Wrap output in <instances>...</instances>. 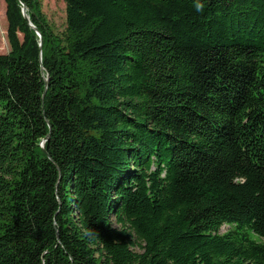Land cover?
<instances>
[{
	"label": "trees",
	"instance_id": "16d2710c",
	"mask_svg": "<svg viewBox=\"0 0 264 264\" xmlns=\"http://www.w3.org/2000/svg\"><path fill=\"white\" fill-rule=\"evenodd\" d=\"M4 2L0 264H264V0Z\"/></svg>",
	"mask_w": 264,
	"mask_h": 264
},
{
	"label": "rangeland",
	"instance_id": "374dc122",
	"mask_svg": "<svg viewBox=\"0 0 264 264\" xmlns=\"http://www.w3.org/2000/svg\"><path fill=\"white\" fill-rule=\"evenodd\" d=\"M41 11L56 32H62L65 29V0H40ZM6 18H5V2L0 0V53H6L9 50V43L6 35ZM229 229L228 225H222L220 232H225ZM258 240L255 234L251 235Z\"/></svg>",
	"mask_w": 264,
	"mask_h": 264
},
{
	"label": "clouds",
	"instance_id": "9594fccd",
	"mask_svg": "<svg viewBox=\"0 0 264 264\" xmlns=\"http://www.w3.org/2000/svg\"><path fill=\"white\" fill-rule=\"evenodd\" d=\"M194 9L197 13H203L205 10V3L203 0H194Z\"/></svg>",
	"mask_w": 264,
	"mask_h": 264
},
{
	"label": "water",
	"instance_id": "95a60500",
	"mask_svg": "<svg viewBox=\"0 0 264 264\" xmlns=\"http://www.w3.org/2000/svg\"><path fill=\"white\" fill-rule=\"evenodd\" d=\"M25 11H26V6L22 3V12H23L24 16L27 18L26 14H25ZM28 23L37 32V34L39 35L40 43H41L42 38L40 36V33H39L38 29L30 21Z\"/></svg>",
	"mask_w": 264,
	"mask_h": 264
}]
</instances>
